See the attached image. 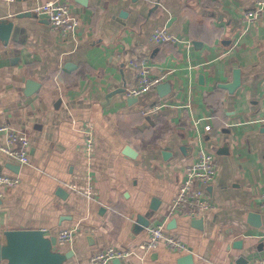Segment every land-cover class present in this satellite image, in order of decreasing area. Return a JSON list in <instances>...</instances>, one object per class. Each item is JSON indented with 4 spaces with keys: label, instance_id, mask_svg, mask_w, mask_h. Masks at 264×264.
<instances>
[{
    "label": "crops",
    "instance_id": "crops-1",
    "mask_svg": "<svg viewBox=\"0 0 264 264\" xmlns=\"http://www.w3.org/2000/svg\"><path fill=\"white\" fill-rule=\"evenodd\" d=\"M67 1L80 20L74 38H60L35 15V0H0L1 26L13 25L0 38V126L27 137L30 157L21 165L0 152V173L20 180L0 198V249L11 231L41 230L49 264H89L106 247L135 246L148 225L163 223L189 253L159 246L144 264H259L264 12L248 26L242 14L253 0ZM155 28L177 40L154 44ZM132 64L162 80L135 101L125 92L108 96L136 85ZM87 124L91 155L83 150ZM202 151L216 161L213 208L195 221L171 218L183 170ZM88 174L94 196H73L68 183ZM69 227L72 242L59 246L55 233ZM11 263L0 255V264Z\"/></svg>",
    "mask_w": 264,
    "mask_h": 264
},
{
    "label": "built area",
    "instance_id": "built-area-1",
    "mask_svg": "<svg viewBox=\"0 0 264 264\" xmlns=\"http://www.w3.org/2000/svg\"><path fill=\"white\" fill-rule=\"evenodd\" d=\"M11 3L16 0H3ZM32 12L37 16H43L51 30L58 34L60 38H74L80 26V20L72 11L67 0H35ZM264 12V0H253L251 7L242 15L248 26L256 24L261 19ZM150 40L156 45L174 43L177 39L165 28H155ZM138 70V80L135 86L123 87L126 97L139 98L154 88L162 77L150 78L142 64H132ZM157 107L152 108L154 111ZM264 123V116L259 119ZM86 129H81L84 133L83 150L87 155H91L93 149L92 132L90 124ZM0 152L16 160L21 165L30 163L29 141L26 136L7 125L0 126ZM216 161L210 152H200L198 156L185 166L183 178L176 190L170 204L168 215L175 219H187L190 221L207 214L212 210V200L209 187L216 177ZM20 182L16 175L0 173V198L4 190L15 188ZM94 181L88 175L82 176L76 181L69 182L67 188L75 197L85 199L94 196ZM261 209L264 211V192L261 196ZM75 228H61L55 233V239L59 246L72 242ZM147 237L142 242L129 248L106 247L89 259V264H109L113 260H125L133 258L140 264H144L146 256L163 246L168 250L177 253H189L187 243L178 235L166 231L165 224L151 223L146 227ZM224 264V263H214ZM259 264H264L261 260Z\"/></svg>",
    "mask_w": 264,
    "mask_h": 264
},
{
    "label": "water",
    "instance_id": "water-1",
    "mask_svg": "<svg viewBox=\"0 0 264 264\" xmlns=\"http://www.w3.org/2000/svg\"><path fill=\"white\" fill-rule=\"evenodd\" d=\"M1 25L0 22V38L5 41L9 37L13 25L11 22H8L4 26ZM117 92H124V88H118L108 96ZM129 100L135 101L136 98H129ZM56 194L60 198H65L67 196V192L61 188L57 190ZM139 222L142 223V225L146 224L142 222V220ZM42 234L43 231L41 230L11 231L6 234L8 244L4 246L3 249H0V255L11 259V264H19L22 259H29L34 264H46V261L49 264L48 259L44 257V254L47 253L46 244L48 242L43 240ZM236 245H240V241L235 242V246Z\"/></svg>",
    "mask_w": 264,
    "mask_h": 264
}]
</instances>
